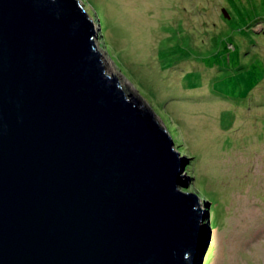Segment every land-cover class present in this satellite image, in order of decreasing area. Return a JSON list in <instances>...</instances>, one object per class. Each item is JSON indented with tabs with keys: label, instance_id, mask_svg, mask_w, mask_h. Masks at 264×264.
Instances as JSON below:
<instances>
[{
	"label": "water",
	"instance_id": "water-1",
	"mask_svg": "<svg viewBox=\"0 0 264 264\" xmlns=\"http://www.w3.org/2000/svg\"><path fill=\"white\" fill-rule=\"evenodd\" d=\"M96 35L79 0H0V264H197L183 159Z\"/></svg>",
	"mask_w": 264,
	"mask_h": 264
},
{
	"label": "rangeland",
	"instance_id": "rangeland-1",
	"mask_svg": "<svg viewBox=\"0 0 264 264\" xmlns=\"http://www.w3.org/2000/svg\"><path fill=\"white\" fill-rule=\"evenodd\" d=\"M82 1L105 71L156 113L181 189L208 201L199 264H264V0Z\"/></svg>",
	"mask_w": 264,
	"mask_h": 264
},
{
	"label": "clouds",
	"instance_id": "clouds-1",
	"mask_svg": "<svg viewBox=\"0 0 264 264\" xmlns=\"http://www.w3.org/2000/svg\"><path fill=\"white\" fill-rule=\"evenodd\" d=\"M80 1V4H81V0H79ZM81 6H82V8H83V5L81 4ZM225 11V10H224ZM226 12V11H225ZM142 98V97H141ZM144 100V99H143ZM149 106V105H148ZM150 108V107H149ZM151 109V108H150ZM152 110V109H151ZM154 113V112H153ZM159 122H160V120H159ZM160 124H161V126L163 127V125H162V123L160 122ZM163 129L165 130V132L169 135V133H168V131H167V129L165 128V127H163ZM170 136V135H169ZM173 148H175V146H173ZM177 153V152H176ZM178 154V153H177ZM179 156V155H178ZM182 158V157H181ZM183 159V163H182V165H181V170H183L184 169V158H182ZM181 174H182V172H181ZM186 176V175H185ZM189 179H190V176H187ZM191 178H192V176H191ZM188 179V180H189ZM187 180V181H188ZM180 190H184V189H181V188H179ZM190 193H193L197 198H198V202H199V205H200V207H201V209L203 210V221H202V224L205 226V242H204V245L202 246V245H200V247L198 248V250H197V255H198V257L200 258V256H201V253L203 252L202 251V249L204 250V247H205V243H206V238H207V228H208V219H206V214H207V211H208V201L207 200H203V199H201L200 197H199V195L194 191V192H190ZM263 206H264V204H263ZM263 211H264V207H263ZM198 264H199V261H198Z\"/></svg>",
	"mask_w": 264,
	"mask_h": 264
},
{
	"label": "trees",
	"instance_id": "trees-1",
	"mask_svg": "<svg viewBox=\"0 0 264 264\" xmlns=\"http://www.w3.org/2000/svg\"><path fill=\"white\" fill-rule=\"evenodd\" d=\"M81 4L82 5H84V4H86V2L85 3H83V1L81 0ZM223 10H225L224 8H223ZM226 11V10H225ZM227 13V12H226ZM144 77V76H143ZM257 83V82H256ZM256 85V84H255ZM154 112V111H153ZM156 114V113H155ZM177 150V149H176ZM178 151V150H177ZM209 195V197L212 195V194H208ZM212 198V197H211ZM206 199H209V198H206ZM214 210H215V207H214Z\"/></svg>",
	"mask_w": 264,
	"mask_h": 264
}]
</instances>
